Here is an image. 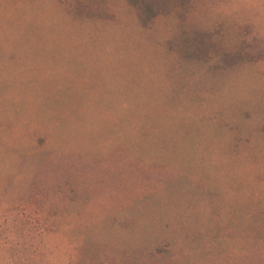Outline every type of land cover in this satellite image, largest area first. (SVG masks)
Returning <instances> with one entry per match:
<instances>
[{
	"label": "rangeland",
	"instance_id": "1",
	"mask_svg": "<svg viewBox=\"0 0 264 264\" xmlns=\"http://www.w3.org/2000/svg\"><path fill=\"white\" fill-rule=\"evenodd\" d=\"M75 1L0 0V264H264V0Z\"/></svg>",
	"mask_w": 264,
	"mask_h": 264
},
{
	"label": "trees",
	"instance_id": "2",
	"mask_svg": "<svg viewBox=\"0 0 264 264\" xmlns=\"http://www.w3.org/2000/svg\"><path fill=\"white\" fill-rule=\"evenodd\" d=\"M127 5L135 13L139 24L145 28L151 27L158 18L175 15L180 21L187 20L191 0H125ZM106 5L105 0H76L72 9L84 17L93 18L104 16L114 17ZM184 55L189 58L208 60L211 50H220L224 60L229 62L234 58H239L240 53L235 55L222 51L217 43L212 40V36L207 31L183 30L181 33ZM233 58V59H229ZM231 64V63H230Z\"/></svg>",
	"mask_w": 264,
	"mask_h": 264
}]
</instances>
